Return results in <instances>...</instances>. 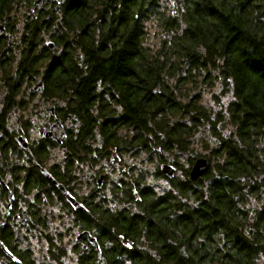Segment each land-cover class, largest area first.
<instances>
[{
  "label": "trees",
  "instance_id": "obj_1",
  "mask_svg": "<svg viewBox=\"0 0 264 264\" xmlns=\"http://www.w3.org/2000/svg\"><path fill=\"white\" fill-rule=\"evenodd\" d=\"M34 1L0 0V20L12 5L31 9ZM161 1H43L38 12L26 10L19 41L10 48L0 42L10 94L4 107L24 106L13 99L20 79L30 82L42 65L45 90L62 98L64 115L80 119L85 139H94L99 124L114 145L123 127L130 147L180 151L203 123L220 145L206 155L203 178L166 195L165 211H151L147 234L160 229L152 241L164 262L149 253L136 256L137 264H264V0H171L175 17L164 16ZM153 19L171 31L158 49L147 43ZM54 27L49 49L41 32ZM207 66L214 86L223 81L231 93L224 138L215 129L221 118L197 104Z\"/></svg>",
  "mask_w": 264,
  "mask_h": 264
},
{
  "label": "flooded vegetation",
  "instance_id": "obj_2",
  "mask_svg": "<svg viewBox=\"0 0 264 264\" xmlns=\"http://www.w3.org/2000/svg\"><path fill=\"white\" fill-rule=\"evenodd\" d=\"M43 1L59 3V0ZM0 25H3L0 42L6 43L9 48L14 47L7 27L3 22ZM13 70L15 74V64ZM37 71L30 83L40 80L42 90L34 92L32 90H37L36 85L31 86L28 98L34 99L36 95L42 94L55 97V103L44 108L36 103L33 111L39 117L28 118L27 121L32 123L36 131L45 128L52 135L38 134L33 138L30 134H23V145L18 140L20 135H5L3 122L0 123V180L2 178L7 185L5 187L0 183V264L45 262L38 259L31 249L19 250L21 242L14 240L16 245L13 243L12 238L26 234L41 237L39 240L43 244L38 242L42 246L39 252L45 248L46 260L50 256L60 264H66L58 256L59 253L47 248L52 243L45 238L49 234L53 236L55 231L74 237L71 246L75 255L71 260L67 259L69 264H137L138 255H156L161 245L153 243L152 238L160 235V229L148 235V227L154 223L148 218L151 211L167 209L164 203L166 192L149 200L152 191L148 189L144 182L145 176L142 175V170L149 165H141L143 160H137L138 155L134 152L117 150L99 133L94 135L93 140H88L78 133V129L73 130L72 125H80V119L75 116L69 119V113L64 115L65 111L59 109L64 107L62 98L45 90L42 65ZM3 75L0 70V91L7 88ZM22 81L24 83L25 78H21ZM1 84L4 86L1 87ZM23 99L27 98L23 96ZM147 154L159 179L174 183L165 180L159 170L165 162L174 164L184 178L181 162L174 159L175 151L156 150ZM169 158L172 160L169 161ZM101 178L112 185L103 187ZM9 191L14 197L11 202ZM144 243L145 247L142 246Z\"/></svg>",
  "mask_w": 264,
  "mask_h": 264
},
{
  "label": "rangeland",
  "instance_id": "obj_3",
  "mask_svg": "<svg viewBox=\"0 0 264 264\" xmlns=\"http://www.w3.org/2000/svg\"><path fill=\"white\" fill-rule=\"evenodd\" d=\"M155 1H157V0H155ZM33 3H34V8L30 9V5H28V4H24V6H26L28 9H30L32 12H35V11L38 12L39 10L42 9V5H39V3L36 4L35 2H33ZM159 3H160V6H158V7H159V9H163L161 11L163 12L165 17H167L168 15H172L173 17H175L178 14L177 10H176L177 8L173 4V2H171V0H162ZM11 7L13 8V10L9 13L7 12V14H4V16H3L2 20H0V22H3L5 24V26L7 24V19L9 21L13 22V27L11 28V30L7 27L6 31H7V33H9L10 40L13 41L14 43H17L20 39V36H21L22 25H24L23 24V21H24L23 15H24V12H26V10H28V9H26L24 7L23 9L18 10L17 4L12 5ZM59 16L60 15L58 14V17ZM26 17H31V16L27 15ZM56 28L57 27H54V29H52V30L41 32V36L43 38V43H42L43 46H45V47L49 46L48 42H53L50 40V35L52 33L57 32L55 30ZM146 29H147V34H148V40H147L148 42L147 43H149V45H152L151 49H155V48L158 49L157 46L159 43L161 44L162 41L170 38V32L171 31L166 30L165 27L163 26V24L160 21H158L157 19H153L150 24H147ZM42 45H40V47ZM53 48H54V46L52 48H49V49H53ZM16 52L18 54L17 57L20 56V54H19L20 53V47L16 46L14 48V53L16 54ZM26 81L24 83L22 81V83L20 84V89H18L17 93L15 95H13L14 101H16V102L20 101V100L23 101V105H24L23 108H19L18 105H15L12 107L10 106L8 109H6L4 106H5V103L7 102V99L10 95L9 90H8V86L6 85L7 88H2V90L0 91V114H1V119L3 122L2 129H5V131H6L5 135H9L11 133H15L17 137L20 135L18 137V140H19V142H22L23 145L25 144L24 143V137H25L24 135L30 134L31 137H33V138L36 137V135H38V134L40 136L52 135V133L45 128H41V129H39V131L38 130L36 131V129L33 127L32 123L30 121L28 123L27 120H29L30 118L35 119V118L39 117V115L35 116L36 111H33V107L36 103H39L42 108H44L45 106H49L52 103H55V97H47V96H44L42 94L36 95L34 97V99L28 98L29 88L31 86L34 87L36 84H38V81H40V80H38L37 83L35 80L31 81V83L30 82L28 83V81L27 82ZM222 83H223V81L217 82L215 84V86L212 87L211 89H208V86L204 87L202 92L200 94H198L196 98H197V104H199L201 107H203L207 113H209V116L211 117V119L216 118V117L221 118L220 123L216 124L215 129H216L218 136L224 138L228 135V131L230 130V124H226L225 120H226L227 114H228V110H226V107H228L232 98H231V93H229L228 90L225 89V91H224L225 86ZM3 86H4V84H1V87H3ZM41 90H42V86L38 87L37 90H32V91L40 92ZM23 93H24V95H23ZM189 95H191L192 97L194 96V94H192V93L191 94L189 93ZM23 96H25L27 99H23ZM58 104H59V102H58ZM94 106H95L94 108H96L97 105H94ZM63 118H67V116H64ZM69 119H70V117H69ZM67 121H69V120H67ZM26 123H28V124H26ZM71 125H72V123H71ZM68 126H69V124H68ZM72 128H73V130L78 129L79 125H77V126L72 125ZM42 129L47 130L49 133L45 134L44 132L41 131ZM99 130H100V125L98 124L92 129L91 134L95 133L94 135H96L99 133ZM21 131H23V132L21 133ZM130 134H131L130 131H128L126 128H123V127L119 128L112 137L113 140L116 139V142H114L115 143L114 147H116L117 150H121V151L128 150V151L134 152L136 155H138L137 160H143L141 165H144V166L149 165L147 168L142 170V172H143L142 175L145 176L144 182L146 183L148 189H150L152 191L151 192V198H149V200H152L154 198V196L162 195V193L164 191L168 190V187H167V185H165L163 183L162 179H159L157 177V175L155 174L154 168H153V163L152 164L149 163L150 158H148V154H147L149 151L148 150L146 151L143 148L139 147L132 140H131L132 146L131 147L129 146L128 142L130 140ZM210 135H211V133L207 127L200 128L198 130V132H196L194 135H192L190 137V142L188 144V147L185 150H180V152L178 154H176L175 159L184 162L185 166H186L190 157L205 156V155L210 153V150H211V154H212V150L215 149L216 146H219L220 142H219L218 137L212 138L211 137L212 135L211 136ZM3 139H5V137ZM19 146H21V145L19 144ZM53 151H54V149H53ZM214 161L215 160H213V162ZM17 166L18 165H16V167ZM72 166L74 169L73 164H72ZM23 168L24 167H22L21 170H23ZM89 174H90V172L87 173V175H85V177L83 179L84 181H85V178ZM100 182L101 183L103 182V187H110L112 185V183L110 181L105 183V181H103L102 178L100 179ZM0 183L2 186L7 187V185L3 182L2 178L0 180ZM9 194H11L13 196L12 192H10V191H9ZM10 202H11V200H10ZM40 238L39 237H30V236H28V234H26L25 236H18V237L12 238V240H13V243L15 245H16V243L14 240L21 242V245H19V247H20L19 250L31 249L36 254V257L38 259L41 258V260L45 261V262H43V264H60L59 261H56V259H54V258H50V256L46 260L45 248L41 250V253L39 252L40 247H42L38 243V242L42 243L39 240ZM45 239L49 240L52 243V245H49L47 248L49 250H52L54 253H57V254L59 253L58 256L60 255L62 257V260L66 264H69L67 259L71 260L73 258V256L75 255V253H72L73 247L71 246L72 242H73L72 240H74V237H70L66 234H61L58 231H55L53 236H51L49 234V236L46 237ZM44 246L46 247V245H44ZM142 246L145 247L146 243H144ZM3 251L7 252L4 249H3ZM69 251H71V252H69ZM144 254L147 255L149 253H144ZM78 257H80V256L78 255ZM14 261L17 262V259H15ZM10 264H13V263L11 262Z\"/></svg>",
  "mask_w": 264,
  "mask_h": 264
},
{
  "label": "bare ground",
  "instance_id": "obj_4",
  "mask_svg": "<svg viewBox=\"0 0 264 264\" xmlns=\"http://www.w3.org/2000/svg\"><path fill=\"white\" fill-rule=\"evenodd\" d=\"M8 35H9V33H8ZM48 48H52V47H49L48 46ZM206 70L208 72V73L206 72L207 77L205 76V73L203 72L202 73V78H201V80H199V85L203 81H206V85L208 86V89H211L212 87H214V84H213L214 78L212 76V71H209L210 70V67L209 66H207V69ZM195 86H197V84L194 82V86H192L190 89H192ZM201 108L204 109L203 107H201ZM199 127L200 128H203L205 126L203 125V123H199ZM175 152H176V154H178L180 151H175ZM176 154L174 155V159L176 157ZM205 156H201V157H205ZM205 158H207V157H205ZM171 160H172V158H169V161H171ZM176 161H179V160H176ZM180 162H181V164H182V166L184 168V178H182L180 176V174L177 172V168L171 162H169V163L168 162L162 163L160 165V167H159L160 172L164 175L163 178L165 180H168V181H171L172 180L174 182L173 184H170V183H166L167 181L162 180L163 183L168 186V190L165 191L166 192V195H170V194L176 195V194H178L179 190L185 188V184H186V181L187 180H189L191 182H196V181L200 180L201 178H203L204 175L206 174V172H205L200 177H197V178L193 179V178H191L190 172L192 170V167H193V164H194L195 160L192 162L191 165H188V163H187L186 166H185V163L184 162H182V161H180ZM187 168H188V171H187V174H186V169ZM58 185H60V184H58ZM58 188H61V186H58ZM13 198L14 197L11 194H9V199L11 201L13 200ZM158 253H159V255H158ZM158 253L156 255H154V254H151V255L154 256L155 259H157V262H164V261H162V257H161V255H163V254L160 253V252H158ZM163 260H165V259H163Z\"/></svg>",
  "mask_w": 264,
  "mask_h": 264
},
{
  "label": "water",
  "instance_id": "obj_5",
  "mask_svg": "<svg viewBox=\"0 0 264 264\" xmlns=\"http://www.w3.org/2000/svg\"><path fill=\"white\" fill-rule=\"evenodd\" d=\"M36 4L42 2V0H35L34 1ZM3 25H0V30H2ZM49 47H53L52 43H48ZM43 84L41 81H38V84H36L35 89H37L38 87H41ZM42 132H44L45 134H48L49 132L45 129L41 130ZM22 144V142H21ZM209 161L207 158L205 157H199L197 159H195V162L193 164L192 170L190 172L191 178L195 179L197 177H200L203 173L207 172L208 168H209ZM62 190V188H60Z\"/></svg>",
  "mask_w": 264,
  "mask_h": 264
},
{
  "label": "snow or ice",
  "instance_id": "obj_6",
  "mask_svg": "<svg viewBox=\"0 0 264 264\" xmlns=\"http://www.w3.org/2000/svg\"><path fill=\"white\" fill-rule=\"evenodd\" d=\"M173 2H174V0H173ZM128 247H132V245H128Z\"/></svg>",
  "mask_w": 264,
  "mask_h": 264
}]
</instances>
